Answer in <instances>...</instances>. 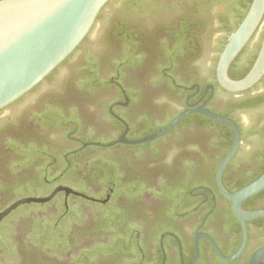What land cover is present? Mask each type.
Instances as JSON below:
<instances>
[{
  "label": "flooded vegetation",
  "instance_id": "1",
  "mask_svg": "<svg viewBox=\"0 0 264 264\" xmlns=\"http://www.w3.org/2000/svg\"><path fill=\"white\" fill-rule=\"evenodd\" d=\"M106 9L81 50L0 110V214L20 200L55 193L1 221L0 264H250L264 249V224L255 221L261 218L247 221L246 246L232 261L208 239L225 258L243 243L242 224L217 185L234 141L231 127L195 112L187 117L214 122L177 127L181 120L154 141H118L144 139L169 118L204 106L238 127L240 143L223 174L225 188L236 192L235 183L252 180L264 166V76L242 92L224 89L217 65L232 34L213 54L206 32L170 75L155 74L154 65L119 64L109 74L123 50L116 23L125 16ZM263 40L264 20L232 62V79L249 73ZM99 56L106 62L93 60ZM179 78L194 83L187 88ZM61 133L64 139L55 138ZM253 197L245 210H254ZM255 207L263 210L264 199Z\"/></svg>",
  "mask_w": 264,
  "mask_h": 264
},
{
  "label": "water",
  "instance_id": "2",
  "mask_svg": "<svg viewBox=\"0 0 264 264\" xmlns=\"http://www.w3.org/2000/svg\"><path fill=\"white\" fill-rule=\"evenodd\" d=\"M111 0H0V110L11 105L59 67L91 32L96 20ZM264 20V0H253L244 20L231 35L222 51L217 65L219 84L230 92H242L252 88L264 76V40L257 60L249 73L242 79L229 76V68L246 46ZM201 113L234 132L233 145L217 172L220 192L232 202L235 216L243 227V243L231 258L219 256L227 261L239 257L247 243V221L264 217L263 210L247 211L243 202L264 191V173L253 183L236 191H228L223 184V174L233 158L239 143L237 125L227 117L213 113L204 106L188 110L179 115L163 131L136 141L121 139L118 142L139 145L154 141L169 133L181 120L191 113ZM49 198H28L16 202L0 214L1 221L23 204L45 203ZM264 249L259 250L250 264H261Z\"/></svg>",
  "mask_w": 264,
  "mask_h": 264
},
{
  "label": "trees",
  "instance_id": "3",
  "mask_svg": "<svg viewBox=\"0 0 264 264\" xmlns=\"http://www.w3.org/2000/svg\"><path fill=\"white\" fill-rule=\"evenodd\" d=\"M121 1L124 4L125 10L128 13H134V14L136 13L139 16H141L143 11L145 10V7L147 6H151L154 8H162L173 2L178 3V8H180L179 10L181 11V14L179 17L180 21L178 25L176 23V24H173L169 28V32L172 37L173 43L172 45L166 44L165 48L164 49L162 48L161 52L163 54H161L162 55L161 57L164 63L161 62L162 64H159L160 67L159 66L157 67L156 65V73H155V74H158V72H163L164 70L169 69V71L167 70V72L166 71L165 72L170 75L171 74L170 68L172 66H177L178 64V62H176L177 59L179 57L185 56L188 51H192L193 49H195V45L193 43L195 42L194 39L199 38L202 34H204L208 30L207 22L204 19H202L201 6L208 7L210 5L221 3V2L227 3L228 5H230L228 12L221 18V23H222L221 30L226 32V37L223 41V43H225L227 42V38L231 34H233V32L237 29L240 23L244 20L253 0H121ZM115 2H118V0H111L105 7L108 8L110 5H112ZM103 16H104L103 13H100L97 19ZM120 23L126 25V28H123L120 25ZM116 24H117L116 33H117L118 40L119 39L125 40L128 42V44L124 45V49H123L124 52L123 53L121 52V54H124V58H123L124 60L121 59L122 61H120V63L118 62V60L113 63L118 62L117 64L120 65L119 66L120 68L122 67V65H128L132 67L139 66L141 64V58L133 57L134 53L136 52V48L139 45L136 42L137 38L139 37V32L137 30L139 28L138 25L134 24L133 21H131L129 18L123 19L122 22L118 21ZM89 35L77 47L76 52L81 50L84 44L87 42V40L92 36V34H89ZM191 36L194 38H192ZM104 56L103 57L99 56L95 58L96 60L95 59L93 60L96 61L97 63L98 62L101 63L102 60L106 62ZM69 57L63 63H67L71 59L72 56L70 58ZM94 61L93 62L89 61V63L95 64ZM161 79H165V76L161 75L159 77V80ZM193 83H194V80L189 85L185 84L183 82V79L179 78L177 80L178 85H185L187 86V88H190ZM173 87L176 88V85L175 86L173 85ZM181 93L185 94V90H181ZM176 116H174L173 118H169L165 124L160 126L158 129L152 130L150 133L143 135V137L141 138L151 136L152 134H155V133L160 132L161 130H164L175 120ZM195 118L196 117L194 116H189L185 118L184 120H182L177 125V127L192 126V125H197L198 123L208 127L210 123L214 122L213 120L208 119L206 117H200V120L196 119L197 121L195 122ZM217 124L221 127H225L221 123H217ZM263 173H264V166H261L258 172L254 173V178L252 180L239 181L235 183L234 185L237 188L242 189L246 187L247 185L256 181ZM230 190L231 192H234L232 191V189ZM260 199H264V191L255 195L252 198L251 201H254V207H253L254 210H256L257 208L255 207L256 201ZM262 209H264V207H262ZM255 221L259 222L260 224H264V218H261ZM36 238L37 237H35L34 239Z\"/></svg>",
  "mask_w": 264,
  "mask_h": 264
},
{
  "label": "rangeland",
  "instance_id": "4",
  "mask_svg": "<svg viewBox=\"0 0 264 264\" xmlns=\"http://www.w3.org/2000/svg\"><path fill=\"white\" fill-rule=\"evenodd\" d=\"M229 8L230 5L223 2L216 3L208 7L201 6V15L206 18L207 23L209 24L206 35L204 36H206L208 39V46L213 47V54L218 53L226 37V32L221 30V18L228 12ZM179 9L180 8H178L177 2L170 3L162 8L147 6L145 7V10L141 14V16H139L136 13H128L125 10V6L122 1L118 0V2L113 3L105 10V14L112 13L115 14V16H125L124 18H129L131 21H133L134 24L138 25L139 28L137 30L142 36L140 38H137L136 40L139 45L137 46L136 52L134 53L133 57L141 58V64L139 65L140 67L144 66L146 69H149L150 65H154L153 70H155L156 65L158 67L159 64H162L161 62H163V59L161 57V54H163L161 52L162 48L164 49L166 44L172 45L173 43L169 28L173 24L177 23L178 25L180 21L179 17L181 14V11ZM125 44H128V42L125 40H121L122 49H124ZM120 52L123 53L124 50H121ZM123 58L124 54H121L118 57V62L120 63V61L124 60ZM117 63L112 64L111 69L108 71L109 74L115 73ZM129 67L133 70L134 68H137V66ZM155 72L156 70L154 71V73ZM153 75L154 74L152 73H148L147 78H152ZM121 78L125 80L126 76H122ZM131 84L132 82H130V84L128 83V85ZM64 137L65 133H61L60 135H58V137L55 138L64 139ZM66 148L68 147H64L63 145L60 146V149L65 150Z\"/></svg>",
  "mask_w": 264,
  "mask_h": 264
}]
</instances>
